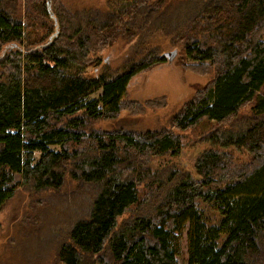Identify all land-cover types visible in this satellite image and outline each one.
Segmentation results:
<instances>
[{
    "label": "trees",
    "instance_id": "trees-1",
    "mask_svg": "<svg viewBox=\"0 0 264 264\" xmlns=\"http://www.w3.org/2000/svg\"><path fill=\"white\" fill-rule=\"evenodd\" d=\"M179 1L107 0L105 10L75 14L45 0H25L24 13L22 0H0V210L20 186L59 192L67 178L96 186L86 217L59 248L62 264H181L186 236L185 264H264V0ZM34 28L46 36L30 38ZM121 43L132 51L123 65L85 76L101 65L98 53ZM163 44L174 49L164 52ZM177 47L186 67L217 72L172 128H92L119 115L136 76L177 62ZM246 104L245 129L209 133L215 148L197 158L196 176L154 168L155 158L180 155L183 138L174 130L204 119L222 127ZM229 148L246 149L251 160L235 165ZM201 202L218 213L217 224ZM133 205L137 214L119 226Z\"/></svg>",
    "mask_w": 264,
    "mask_h": 264
},
{
    "label": "rangeland",
    "instance_id": "rangeland-1",
    "mask_svg": "<svg viewBox=\"0 0 264 264\" xmlns=\"http://www.w3.org/2000/svg\"><path fill=\"white\" fill-rule=\"evenodd\" d=\"M163 1L164 4L167 3L166 5L175 3L172 7L180 3L179 0ZM47 2L48 0H45V3ZM106 3L107 0H50L49 6L56 10L63 7L70 11L69 13L76 14L79 11L105 10ZM21 6L24 12L25 0H22ZM163 7L165 8L164 5ZM29 36L32 39L44 38L46 32L40 28H34ZM123 46L124 43H121L98 53L102 57L101 65L98 69L94 67L87 69L85 76L98 75V71L102 70L105 64L115 69L123 65L132 53L131 50L123 49ZM177 48L180 51L177 62L172 59L166 65H157L136 76L130 83L123 100L124 109L119 115L95 121L91 124L92 128L104 133L117 130L144 133L172 128L173 117L186 104L194 100L200 91L207 88L217 72L215 66L197 68L198 70L186 67L185 64L191 62L188 59L186 61L183 47ZM173 49L172 45L163 44L164 52H170ZM1 70L0 66V74ZM100 94L99 91L88 100L97 99ZM251 107L252 104L244 105L222 127H219L220 124L215 121L204 119L186 131L174 130L183 138V149L180 155L155 158L152 165L156 169L165 167L172 169L175 166L178 169L193 172L197 158L205 150L215 148L207 139L209 133L214 130L220 133L224 130H232L231 132L235 133L245 129L252 115ZM52 149L59 150L60 147L54 146ZM224 151L231 154L235 165L245 164L251 160L246 149L229 148ZM39 156L40 154H36L37 158ZM193 175L196 176L195 172ZM140 189L141 198L148 199L150 190L147 184H142ZM166 189L168 190V187ZM95 193L96 186L78 183L71 178L66 179L63 189L59 192L53 190L36 192L29 185L20 186L14 197L0 210V264H62L58 258L59 248L68 240V231L74 222L80 217H86L85 206H89ZM152 200L151 198L147 202L150 203ZM142 210L150 209L146 207ZM200 210L209 223H218L219 215L210 205L201 202ZM137 211V206L133 205L121 217L119 226L132 220ZM187 248L186 236L180 257L181 264H185L187 260Z\"/></svg>",
    "mask_w": 264,
    "mask_h": 264
},
{
    "label": "water",
    "instance_id": "water-1",
    "mask_svg": "<svg viewBox=\"0 0 264 264\" xmlns=\"http://www.w3.org/2000/svg\"><path fill=\"white\" fill-rule=\"evenodd\" d=\"M49 4H50V2L48 1V5H49ZM173 54H174V53H168L167 56H169V57L172 56V57H173ZM171 60H172V59H171ZM171 60H170V61H171ZM174 60H175V59H174Z\"/></svg>",
    "mask_w": 264,
    "mask_h": 264
}]
</instances>
